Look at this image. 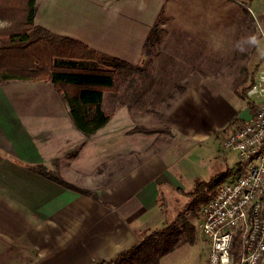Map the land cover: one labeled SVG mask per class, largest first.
<instances>
[{
    "label": "crops",
    "instance_id": "crops-1",
    "mask_svg": "<svg viewBox=\"0 0 264 264\" xmlns=\"http://www.w3.org/2000/svg\"><path fill=\"white\" fill-rule=\"evenodd\" d=\"M210 1L213 15L214 9L225 6L222 0ZM175 4L176 0H38L33 23L142 73L137 66L150 34L152 40L204 38L197 31L196 25L203 23L199 19H191L186 28L178 25L185 19H161ZM169 23L170 35L162 36L169 34L163 30ZM256 50L264 51L262 39ZM262 66L264 57L251 73ZM214 79L196 77L180 85L185 90L169 101L147 98L148 104L165 106L153 105L137 117L130 103L120 100L118 87L116 92L106 90L101 107L110 118L88 136L74 124L68 102L53 82L13 79L0 84V237L21 242L27 258L16 264L109 261L138 245L143 234L176 221L181 212L173 209L175 203L184 202L183 195L189 196L196 184L190 169L203 164L195 150L203 146L217 156L215 132L233 119L249 117L246 99L222 92ZM254 79L251 74L248 83ZM139 102L140 93L134 99ZM34 166L45 167L67 185L34 171ZM200 237L198 229L191 242L180 234L158 264H207L206 242L202 238L199 246Z\"/></svg>",
    "mask_w": 264,
    "mask_h": 264
},
{
    "label": "rangeland",
    "instance_id": "rangeland-1",
    "mask_svg": "<svg viewBox=\"0 0 264 264\" xmlns=\"http://www.w3.org/2000/svg\"><path fill=\"white\" fill-rule=\"evenodd\" d=\"M37 1L35 0V3ZM197 1L176 0L175 6L172 9H167L161 19L163 21L166 19L167 22H173L172 18H175L176 21L185 19L186 23L178 24L183 28H186V25L190 27L191 19L195 18L196 21L199 19L203 23L196 26L197 31L204 35L203 39L165 40L161 38L145 42L139 66H137L142 73H138V70L134 68L122 67L120 69L116 78V84L120 91L119 97L120 100L130 103L132 115L135 117L141 115L143 109L147 111L153 105L157 109H162L165 106V103L148 104L147 98L153 99L154 102L158 101L160 97L163 101L172 100L181 93L180 85H186L196 77H203L212 82L215 78V84L219 85L222 92L238 94L247 85L249 76L251 74L256 76L257 71L255 73H251V71L264 57V51L256 50L258 41L262 39L264 42L262 36V31L264 32V0H222L225 6H221L218 12V9H214L215 15L210 9L213 1ZM213 19L215 22L212 21ZM219 21L222 26L218 24ZM9 24L8 20L0 19V28ZM164 29L169 34L162 32L159 35H170L171 23L164 25ZM153 32H156V29ZM238 33L240 36L247 35L249 38L240 39L237 37ZM219 36L224 38H218ZM196 68L202 71H194ZM164 69L166 70L164 71ZM149 83H152L153 86L149 87ZM138 93H140L141 101L138 103L139 105L134 103ZM201 150L204 151L201 152ZM195 152L198 155L197 158H203L201 159L203 164H195L190 169L194 170L195 182L212 180V185L199 190L197 188L194 206L188 204L191 201V196L183 195L184 202L175 203L173 209L186 216L195 225L196 230L201 220L203 204L214 193L217 184L227 179L235 169L236 160L234 152L216 156L203 146ZM189 157L193 159L194 155L190 154ZM3 237H0V264H16V262L27 258L24 256V250L19 240L9 241ZM198 241L200 246L203 239L200 237ZM202 253L204 257L205 252L202 251Z\"/></svg>",
    "mask_w": 264,
    "mask_h": 264
},
{
    "label": "trees",
    "instance_id": "trees-1",
    "mask_svg": "<svg viewBox=\"0 0 264 264\" xmlns=\"http://www.w3.org/2000/svg\"><path fill=\"white\" fill-rule=\"evenodd\" d=\"M35 11V0H0V19L10 22L0 28V84L13 79L53 82L68 102L74 124L88 136L110 118V114L102 110L101 100L104 91L118 90L115 85L116 71L132 67L118 58L101 55L76 39L35 25ZM151 40L150 34L146 42ZM251 83L238 92L240 97L245 99V91ZM180 89L184 91L185 87ZM32 169L67 185L43 166ZM211 185L212 180L196 182L194 189L188 193L191 196L188 204L194 206L197 188ZM194 230V226L179 213L171 224L143 234L138 245L120 252L112 260L96 264H158L162 256L173 250L180 234L191 242Z\"/></svg>",
    "mask_w": 264,
    "mask_h": 264
},
{
    "label": "built area",
    "instance_id": "built-area-1",
    "mask_svg": "<svg viewBox=\"0 0 264 264\" xmlns=\"http://www.w3.org/2000/svg\"><path fill=\"white\" fill-rule=\"evenodd\" d=\"M245 99L249 117L215 132L217 154L234 152L236 166L201 209L207 264H264V66Z\"/></svg>",
    "mask_w": 264,
    "mask_h": 264
}]
</instances>
